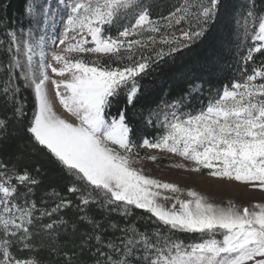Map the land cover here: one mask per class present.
<instances>
[{"label": "snow or ice", "instance_id": "1", "mask_svg": "<svg viewBox=\"0 0 264 264\" xmlns=\"http://www.w3.org/2000/svg\"><path fill=\"white\" fill-rule=\"evenodd\" d=\"M220 4L221 0H181L167 15L154 19L146 0H57L52 7L59 12L62 5L67 18L57 44L63 46L62 51L51 54L53 63H45L42 40L36 44L25 40L26 63L14 56L8 65L10 70L25 69L22 79L34 92L35 111L26 132L70 177L72 186L67 191L78 196L80 211L97 205L106 213L115 210L129 217L137 209L149 214L158 226L154 232H144L111 224L120 235L109 241L104 237V224L81 216L91 234L80 235L76 259L68 258L67 264H84L81 253H87L91 264H264V203L218 205L196 190L185 191L148 176L135 166L140 161L132 158L139 153L131 140L133 129L126 109L114 118L108 116L114 99L122 93L127 104H133L141 90L137 78L154 63L202 40ZM28 12L33 13V8ZM247 16L253 19V31L245 63L264 54V16L257 17L252 11ZM129 17L131 21L115 37L107 34L108 28L124 24ZM182 24L188 27L179 28ZM8 35L19 53L16 33ZM153 52L154 57L146 55ZM85 55L97 59L85 60ZM105 57L121 66L102 65L100 59ZM50 89L77 123L57 114ZM11 91L15 95L18 89ZM16 113L22 115L23 109L17 106ZM165 119L166 134L157 141L144 140L143 148L190 161L189 172L208 170L216 179L264 192V67L225 86L200 112L183 116L173 112ZM7 137L8 121L0 118V143ZM147 159L155 162L158 157ZM7 167L0 161V264H39L32 258H16L11 249L15 244L22 250L32 246L36 204L25 197L40 181L27 172L9 175ZM20 187L26 193L21 194ZM72 206L61 200L43 215L50 217ZM55 228L53 221L45 231ZM175 233L200 234L202 240L185 244L172 238Z\"/></svg>", "mask_w": 264, "mask_h": 264}, {"label": "trees", "instance_id": "2", "mask_svg": "<svg viewBox=\"0 0 264 264\" xmlns=\"http://www.w3.org/2000/svg\"><path fill=\"white\" fill-rule=\"evenodd\" d=\"M146 2L152 5L153 18L156 19L167 15L181 0ZM34 3L39 5V0H0V41H3L0 44V118L8 121V137L0 143V161L8 166L7 173L27 172L40 181L38 185L32 186L31 193L25 197L29 203L34 201L36 204L32 246L22 250L19 244H15L12 247L14 254L22 259L33 258L39 264H67L68 258L76 259L74 253L78 251L80 235L91 234L89 227L81 223V216L86 215L104 224L107 229L104 237L109 241L120 235L116 229L109 227L111 224L120 229L134 226L144 232H154L158 226L152 223L149 214L137 209L129 217H123L115 210L106 213L97 205L87 206L84 211H80L78 196L67 191L72 186L70 177L45 150L32 142L30 134L26 132L35 111L34 92L22 79L25 69L10 70L8 65L14 56H18L22 64L26 63L23 41L34 43L40 34V19L28 12L29 8H36ZM249 11L257 17L264 16V0H221L217 16L207 26L208 32L202 40L189 49L154 63L148 72L137 78L141 90L132 105L127 104L123 93L114 99L108 116L114 118L122 109H126L127 122L133 129L131 140L134 145L140 146L144 140L157 141L162 138L165 125L161 118L166 111L171 110L172 105H179L184 113L196 114L205 109L209 101L216 99L225 86L230 87L254 69L264 67V54H256L253 61L245 63L247 50L252 46L249 33L253 31V19L247 16ZM172 31L179 34L178 28ZM9 32H15L18 37L19 53L14 50ZM7 47H12L13 51L8 52ZM157 47L167 50V46ZM146 55L154 57L155 53ZM109 63L113 67L121 66V62L101 58L102 65L107 66ZM13 87L18 89L15 95L11 91ZM5 88L9 92L5 93ZM17 106L23 109L22 115L16 113ZM136 151L146 154L145 150L136 148ZM19 192L26 193V188L20 187ZM61 200L70 201L73 206L50 217L43 215ZM61 220L65 223L61 224ZM53 221H56V228L46 232V225ZM171 235L185 244L202 240L200 234ZM80 255L84 264H91L87 253Z\"/></svg>", "mask_w": 264, "mask_h": 264}, {"label": "rangeland", "instance_id": "3", "mask_svg": "<svg viewBox=\"0 0 264 264\" xmlns=\"http://www.w3.org/2000/svg\"><path fill=\"white\" fill-rule=\"evenodd\" d=\"M56 3L57 0H48V2H46V0H39V5L35 3L33 5L36 6V8L33 10V14L41 21L40 34L33 44H36L41 40L43 41V50L47 54L45 58L46 64L53 63L51 54L53 52H61L63 47H58L57 44L59 39L62 37L67 16L62 5H59V12H57L52 7V5ZM45 9H47V15L44 13ZM49 17H54V19H49ZM130 21L131 17H129L124 24H117L115 27L108 28L107 34L115 37L119 30H121L123 26H126V24ZM82 58L85 60L97 59V57L94 55H85ZM35 63L39 65V56L35 57ZM56 66L59 67V65ZM68 78L70 77H65L64 79ZM50 95L52 96L53 103H56L61 108L63 112L62 117L68 119L72 123H77L75 118L71 117L67 112L64 111L58 100L55 99L54 94L51 93V89ZM173 112H176L181 116L187 115V113H184L181 108L172 107L171 110L169 112L166 111L164 116L161 118V122H163L164 125L167 122L165 118L168 117L170 119ZM163 113L164 112L161 114ZM165 134L166 128L163 127L162 136ZM136 148L139 150H145L146 154H139V156L134 155L132 157L133 159H138L140 161V163L135 166L137 168H142L145 174L150 177L160 179L163 182L177 184L185 191L196 190L197 192L207 196L211 202L218 205L227 206L229 201L240 207L251 206L256 203H264V192L252 190L249 187L241 185L237 182L216 179L209 175L208 170H203L199 173L189 172L186 169L191 167L192 163L190 161H185L183 158L177 157L171 153L160 152L150 148L145 149L142 147V145L136 146ZM137 152L139 153V151ZM153 155L158 157L155 162L147 159V157H151ZM173 164H184L185 168L172 167ZM8 174L11 175L10 173ZM186 198L187 197H185V199ZM170 203V201L167 202L168 205H170ZM11 251L13 256L22 259L17 257L12 249Z\"/></svg>", "mask_w": 264, "mask_h": 264}, {"label": "bare ground", "instance_id": "4", "mask_svg": "<svg viewBox=\"0 0 264 264\" xmlns=\"http://www.w3.org/2000/svg\"><path fill=\"white\" fill-rule=\"evenodd\" d=\"M53 104H54V103H53ZM54 107H55L57 113H58L60 116H63V112H62L61 108H60L56 103L54 104Z\"/></svg>", "mask_w": 264, "mask_h": 264}]
</instances>
